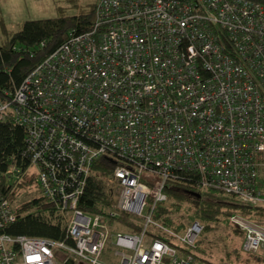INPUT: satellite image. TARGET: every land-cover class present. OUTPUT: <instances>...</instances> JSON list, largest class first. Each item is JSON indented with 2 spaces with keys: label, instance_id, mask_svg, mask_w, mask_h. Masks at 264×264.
<instances>
[{
  "label": "built area",
  "instance_id": "1",
  "mask_svg": "<svg viewBox=\"0 0 264 264\" xmlns=\"http://www.w3.org/2000/svg\"><path fill=\"white\" fill-rule=\"evenodd\" d=\"M11 100L0 120L12 108L28 165L0 178H33L31 199L66 230L62 240L2 233L18 205L0 197V264H213L185 251L203 225L154 217L168 187L264 208V0H98L90 29L70 34ZM101 160L111 206L84 211ZM231 221L244 253L264 249V223Z\"/></svg>",
  "mask_w": 264,
  "mask_h": 264
},
{
  "label": "trees",
  "instance_id": "2",
  "mask_svg": "<svg viewBox=\"0 0 264 264\" xmlns=\"http://www.w3.org/2000/svg\"><path fill=\"white\" fill-rule=\"evenodd\" d=\"M97 2L89 9H80L77 15H67L60 8L59 17L25 21L19 31L11 34L5 25L1 24L2 32L10 36L8 41L0 44L1 104L6 103L13 107L11 95L23 80L53 51L66 42L70 34H80L90 29L94 21ZM71 3L72 7H76L74 1ZM4 116V119L0 120V170L3 171L9 167L25 168L28 161L22 157V152L26 145V132L11 117L12 108ZM95 172L101 177H106L111 175L112 167L106 160H101L96 164ZM32 180L33 178H30L28 181L13 186L7 182V179L1 177L0 197L15 201L20 196L29 194L33 189ZM198 194L200 197L197 196ZM168 195L167 202L157 207L154 217L175 227L176 221L165 216L179 215L177 219L182 222L177 224L179 230L186 226L183 223L185 217L189 221H197L203 225L202 234L213 232L220 224L234 227L231 222L234 215H241L247 219L264 217V208L241 204L217 191L200 193L190 186L173 184L168 187ZM109 198L104 192L102 181L94 176L88 182L79 208L91 212L102 211L111 206ZM16 213V221L7 226L2 233L53 240H62L65 237V223L55 209L43 199L33 198L21 203L17 206ZM121 220L130 224L126 214L121 215ZM234 228L238 232V228ZM239 232L241 236L245 235L242 231ZM201 245L198 240L195 250L185 251L199 260L210 262L199 254L200 252L206 253ZM237 254H240V250Z\"/></svg>",
  "mask_w": 264,
  "mask_h": 264
},
{
  "label": "rangeland",
  "instance_id": "3",
  "mask_svg": "<svg viewBox=\"0 0 264 264\" xmlns=\"http://www.w3.org/2000/svg\"><path fill=\"white\" fill-rule=\"evenodd\" d=\"M72 1L76 4V7H72ZM97 1L98 0H0V44L8 41L10 37L2 32V23L5 25L9 34H11L19 31L25 21L59 17L60 8H62L67 15H77L80 9H89L90 6ZM93 174L104 179V177L97 175V172ZM262 190L264 191V188ZM30 199V194H24L17 199V205ZM178 216L177 214H171L166 217L175 220V225L177 226V224L182 223L177 219ZM234 216L245 218L241 215ZM248 220H257L264 223V217ZM183 223L192 224L193 221H189V219L185 217ZM234 227H236L235 224ZM234 227L233 225L228 227L224 224H220L213 232L202 234L198 240L202 244L201 248L204 249L206 253L200 252L199 254L206 260L215 264H264V249H261L257 254L244 253L242 250L244 235L241 236L239 232L241 230L238 229L237 232ZM118 232L127 233L128 231L126 229L115 231V233ZM239 250L240 254L238 255L237 252H239Z\"/></svg>",
  "mask_w": 264,
  "mask_h": 264
},
{
  "label": "water",
  "instance_id": "4",
  "mask_svg": "<svg viewBox=\"0 0 264 264\" xmlns=\"http://www.w3.org/2000/svg\"><path fill=\"white\" fill-rule=\"evenodd\" d=\"M197 196H198V197H200V195H199V194H198Z\"/></svg>",
  "mask_w": 264,
  "mask_h": 264
}]
</instances>
